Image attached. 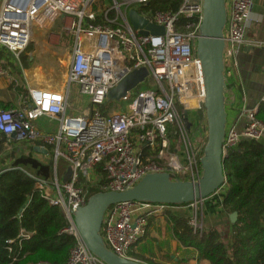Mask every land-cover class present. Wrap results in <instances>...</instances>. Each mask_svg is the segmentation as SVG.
Here are the masks:
<instances>
[{"label": "built area", "instance_id": "2783aa9c", "mask_svg": "<svg viewBox=\"0 0 264 264\" xmlns=\"http://www.w3.org/2000/svg\"><path fill=\"white\" fill-rule=\"evenodd\" d=\"M105 1L1 0L0 5V48L15 58L26 50L33 28L51 30L62 17L70 19L62 29L73 41L65 90L30 89L20 106L0 109V135L6 144L39 143L52 154L51 177L27 175L40 196L67 220L60 234L72 237L76 243L64 264H104L87 250L73 218V213L87 204L89 190L123 192L153 173H168L173 180L196 181L202 175L201 158L208 137L204 81L196 56L204 0H181L177 11L149 15L141 11L153 0H111L109 9L102 7ZM253 5L254 0H227V108L236 109L237 116L233 120L228 115L225 159L240 142L264 139V123L257 116L264 96L254 107H248L238 70L243 48L264 46L247 38ZM130 10L150 24L162 26L164 35H143L134 29L129 21ZM141 68L149 71L153 88L139 90L134 97L129 91L120 100L130 101L127 109L109 101V91ZM73 88L84 103L77 115L68 113ZM189 113L194 116L191 118ZM45 118L56 123V130L38 128L37 122ZM60 160L67 164L62 176L58 170ZM225 182L224 187H228V180ZM200 202L190 204L194 214L189 218V227L193 230L197 228ZM169 207L135 202L113 205L102 225L107 248L130 258L131 250L148 234L149 219ZM29 237L21 231L17 255L23 253L22 242ZM12 244L9 242V246ZM9 252H13L11 247Z\"/></svg>", "mask_w": 264, "mask_h": 264}, {"label": "trees", "instance_id": "16d2710c", "mask_svg": "<svg viewBox=\"0 0 264 264\" xmlns=\"http://www.w3.org/2000/svg\"><path fill=\"white\" fill-rule=\"evenodd\" d=\"M180 5L181 0H153L141 13L177 11ZM22 59L24 61L25 56ZM257 116L264 123V103ZM4 143L0 135V153ZM33 161L30 155L27 163L35 164ZM60 162L63 168L58 166V170L62 175L66 164ZM225 172L228 190L223 210L226 214L237 215L236 222L231 224L228 244L216 229L195 235L187 218L173 219L174 235L179 242L196 250L199 262L264 264V145L255 141L240 142L228 153ZM99 192L103 190H89V198ZM66 227L63 213L40 196L35 182L24 169L14 167L0 173V264H64L76 243L72 237L60 234ZM22 230L30 237L23 240V253L17 255ZM9 242L13 244L9 246ZM131 253L132 250L129 257Z\"/></svg>", "mask_w": 264, "mask_h": 264}, {"label": "water", "instance_id": "95a60500", "mask_svg": "<svg viewBox=\"0 0 264 264\" xmlns=\"http://www.w3.org/2000/svg\"><path fill=\"white\" fill-rule=\"evenodd\" d=\"M128 16L133 28L140 30L141 34L164 35L162 26L150 24L135 10H130ZM227 18V0H204L196 47L204 81V110L208 127L207 143L201 158V177L196 181H182L173 180L168 173L149 174L136 186L123 192L107 191L92 195L84 207L73 213L83 244L104 264H145L122 258L107 248L102 237V225L107 210L113 205L135 202L185 206L206 200L224 187L227 174L223 146L228 124V87L224 63ZM148 77L146 68L132 71L109 91L108 100L120 101ZM44 153L47 154V151L44 150ZM230 220L236 222L237 215L231 214Z\"/></svg>", "mask_w": 264, "mask_h": 264}, {"label": "crops", "instance_id": "0c3cea01", "mask_svg": "<svg viewBox=\"0 0 264 264\" xmlns=\"http://www.w3.org/2000/svg\"><path fill=\"white\" fill-rule=\"evenodd\" d=\"M69 22V18L62 17L56 23L54 26L55 28L56 26H60L61 24L63 25L64 23L62 28L59 30V33H53L49 32L48 30L41 29L46 35L47 42L39 44H62L60 42V37L62 35L66 36L68 41L65 40L63 43L70 44L71 64L73 45L72 37L62 33L63 27ZM55 28L50 31H54ZM34 29L35 28H33L32 31ZM247 38L259 42V44H264V0H254L252 9V23L247 32ZM0 53V109L11 110L22 104L24 96L27 95L30 89H40L36 88L37 86H41L40 84H37L36 80L37 77H39L42 73V69L39 67V63L35 57H33V53L31 55H29V53L23 62L22 56H20V58L7 57L6 55H10L11 53L3 48H0ZM24 54L26 55V52H24L22 55ZM238 62V70L241 80L244 84L247 106L254 107L264 96V46L252 49L243 48L239 53ZM18 66H22L21 68H24V66L30 67V69L27 70L29 72L27 74V78L24 70L21 71L24 75V87L22 88H19V80L16 79L13 72L18 68ZM69 70L67 72L65 86L62 91H64L66 88ZM20 90L22 92H20ZM227 112L229 117L233 120L237 116L236 109H233L232 107L228 106ZM238 123L240 126L243 125L242 121ZM37 126L39 129L47 131H54L57 127L54 121L46 118L38 121ZM18 145H24L23 152H28V156L32 155L34 158L37 156V159L39 158L38 161H45V159L47 160L49 157L52 161L51 152L46 149L47 154L44 153V149L41 148L42 146L39 143L33 145L28 143H18ZM51 161L48 164L50 165V168ZM6 169L10 168L5 166L0 167V173ZM35 174L38 175V173ZM59 175L62 176L60 172ZM51 176L52 172L50 175H47V177ZM61 179H63V177H61ZM227 188V186L222 188L223 190L199 203V206H201V215L206 230L216 229L222 234L224 239L227 237V235H230L231 224H233L230 220V215L226 214L223 210V200L227 194ZM192 211L193 210L190 205L170 206L169 209H167L163 214L151 217L149 219V230L147 236L136 247H134L136 249V254L141 256L142 261L137 258L134 260L143 262L145 264H208L206 261L199 262L198 253L196 250L193 247L185 246L179 242L174 235L173 219H189L192 216Z\"/></svg>", "mask_w": 264, "mask_h": 264}, {"label": "rangeland", "instance_id": "374dc122", "mask_svg": "<svg viewBox=\"0 0 264 264\" xmlns=\"http://www.w3.org/2000/svg\"><path fill=\"white\" fill-rule=\"evenodd\" d=\"M105 9H109L112 7V1L111 0H106L102 6ZM56 25V24H55ZM54 25V26H55ZM64 25V23H63ZM62 24L60 26H56L53 33H59V30L63 26ZM65 27V26H64ZM63 27V28H64ZM52 28V29H53ZM51 29V30H52ZM65 34V33H64ZM46 35L45 33L40 29V28H35L33 31L31 30L30 32V42L24 52H26V55H20V56H25L27 57L28 54L33 55L37 62L39 63V67L42 69V73L40 74L39 77H37V84H40L41 86H37L36 88H46V89H51L53 91H62L65 86L66 82V75L67 72L70 68V44H64L63 42L68 41L67 37L62 35L60 37V42L62 44H39V43H45L46 41ZM57 49V50H56ZM9 58H14L12 54H7L6 55ZM23 62V60H22ZM22 66H18L17 69H15L13 72L15 74V77L18 81L19 88L24 87L23 82H24V75L22 74L21 71L24 70L27 78V74L29 73L27 70L30 69L29 66H24V68H21ZM148 88H153V83L151 81V78H147L144 82L140 83L137 88L132 90V95L133 97L139 90H144ZM116 102V106L122 107L124 109H127V106L129 102H124V101H114ZM70 105L68 108V113L69 115H77L81 111H83V106L84 103L82 101V98L79 96L78 91L76 88H73L71 91V101ZM187 117L188 115L185 114ZM190 117L192 118L194 115L190 114ZM195 124V123H193ZM189 125L192 126L189 122ZM264 145V139L260 141ZM23 146L24 145H18L15 143H9V144H4L3 149L1 150V155H0V167H7V168H14V167H20L24 169L28 173H38V175L45 176L50 172V165L49 162L51 161L50 157L49 159H45V161H38L37 156L35 158L33 157V162L37 165L34 166L35 164L32 163H27L28 160V152H23ZM46 162V163H45ZM45 163V164H43ZM44 166V168L42 167ZM59 166H63V163L59 162ZM47 167V168H46ZM63 168V167H62ZM52 172V170H51ZM44 174V175H43ZM223 189H220V191ZM193 210V209H192ZM196 213L198 215L197 218V228L195 230L200 231L195 234V230L191 229L192 232H194L195 235L200 236L199 234L206 231V228L203 223V218L201 215V206H198L196 209ZM192 214H194V211H192ZM230 239V235H227V237H223V241L225 244H228V241ZM136 249H132L131 253V259H140L142 260L140 255L136 254Z\"/></svg>", "mask_w": 264, "mask_h": 264}]
</instances>
